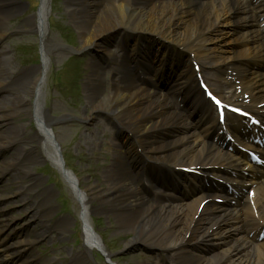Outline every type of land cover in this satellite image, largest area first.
Instances as JSON below:
<instances>
[{
    "label": "bare ground",
    "instance_id": "bare-ground-1",
    "mask_svg": "<svg viewBox=\"0 0 264 264\" xmlns=\"http://www.w3.org/2000/svg\"><path fill=\"white\" fill-rule=\"evenodd\" d=\"M174 2L168 0H67L69 16L77 29L81 40V50L97 47L101 49L106 43L102 39L109 33L119 29H129L144 35L138 36L143 43L155 47L160 54L169 47H179L184 51L196 54L203 59L204 64L213 68L216 76L224 74L226 66L235 61L241 66L248 61L257 60L264 53V47L259 50H248L230 56V46L235 42L245 41L253 33L239 34L234 31L236 26H242L248 19L234 21V13H239L242 5L239 1L227 4V1L206 3L200 7L185 0ZM24 5L20 0H0V150L15 149L20 147L21 154L15 159L16 149L11 150L10 157L4 161L0 168L2 173L14 168L24 169L39 158L51 159L60 169V152L57 135L52 128L56 121L53 118V108L45 105L46 98V72L53 64V54L63 53L64 47L50 36L47 21L50 12V0H42L38 13L27 14L20 21H13L23 13ZM21 22V23H20ZM5 24H9L5 27ZM21 24V25H20ZM249 26V25H248ZM27 33L39 39L40 65L30 68H18L13 64V58L8 53L4 40H9L12 34ZM258 37L255 38L259 42ZM167 42V43H166ZM161 43H166L161 46ZM147 45V44H146ZM229 56H226V55ZM60 55V54H58ZM156 61L159 58H155ZM206 62V63H205ZM217 67V68H216ZM206 68V69H207ZM262 68L252 74L260 78ZM105 66L98 60L91 64V73L86 79V112L93 114H108L112 121L120 123L125 129L136 135L140 140L143 137L149 145V152L156 153L172 146H181L185 150L156 158L158 161L174 162L186 156L190 164L198 162L209 154L206 147L200 142H205L193 129L187 133L181 130L175 142L156 140L155 133L173 127H184L183 118L169 111L170 98L167 95H152L136 89L135 83L129 78L128 73L122 72L123 79L120 85H109L104 78ZM240 77L248 81L251 73L243 72ZM255 80L251 79L252 86ZM122 86V88H120ZM8 104H7V102ZM17 119H29L31 125L23 127L14 125ZM182 121V122H181ZM35 122V127L32 125ZM183 125V126H182ZM10 132L8 137L4 132ZM147 138V139H146ZM42 146L45 152L42 151ZM201 147V148H200ZM13 152V155H12ZM189 153L192 154L189 155ZM119 154V153H118ZM186 159V158H185ZM13 163V164H12ZM61 171V170H60ZM28 173H18L19 179L24 180ZM29 179V175L27 180ZM71 184L76 187L79 179L67 175ZM29 182V180H28ZM36 179H31L27 188L35 185ZM96 184V185H95ZM88 185L79 195L84 213L82 219L85 224L83 257L92 255L93 251L106 253L101 238L90 228L88 222L87 202L91 199L99 204V212L111 215L116 221V226L122 234H129L131 238L126 247L142 244L149 248L173 250L180 253L182 244H189L188 234L191 224V214H194V205L182 211L178 209H162L154 212L148 201L141 196L136 188L133 177L129 174L127 163L122 155L115 157L114 163L105 169L100 184ZM98 184V185H97ZM14 188V186H11ZM19 188L17 195L23 189ZM26 188V189H27ZM17 204L22 206V211L30 219L41 217L47 219L51 212L45 210L42 200L35 206L28 198H22ZM26 205V206H24ZM39 207L40 209H38ZM44 211V215L42 212ZM187 211V212H186ZM191 216V218H190ZM44 224H47L44 222ZM69 225L66 220L57 222L54 230H65ZM50 228V227H49ZM45 233V232H43ZM193 233H196L193 231ZM45 234H40V239H45ZM194 237V235H192ZM38 238V239H39ZM197 236L195 241L199 240ZM25 242L17 244V250H24ZM2 244L0 243V246ZM1 249V248H0ZM258 257L251 260L255 264H264V246L257 249ZM4 253V252H3ZM0 250V264L8 257L2 256ZM249 254H238V249L230 248L222 254L211 258H197L188 253L180 254L186 257L187 264H250ZM110 255L108 254L107 257ZM247 257V258H246ZM246 258V259H245ZM71 264H81L78 260Z\"/></svg>",
    "mask_w": 264,
    "mask_h": 264
},
{
    "label": "rangeland",
    "instance_id": "rangeland-1",
    "mask_svg": "<svg viewBox=\"0 0 264 264\" xmlns=\"http://www.w3.org/2000/svg\"><path fill=\"white\" fill-rule=\"evenodd\" d=\"M20 1L25 6L23 9V13L17 18L13 19V21H19V20L21 21L23 17L26 16L27 14L38 13L42 0H20ZM66 1L67 0H51V6H50L51 18L49 20L50 36L54 37L56 42L62 43L64 46L67 47L69 44L73 46L75 50L80 51L81 40L79 39L78 31L74 27L72 19L69 16V6ZM8 25L9 24H5V27ZM9 37L11 38V42L9 41L10 43H7V41H5L4 43H5V47L8 49V53L13 58V64H16L18 68H30L32 66L41 64L39 57L40 43L38 38L27 33H22V34L16 33L10 35ZM58 54L57 53L53 54L52 57L54 62L51 65V67H49V71L47 73L48 74V77L46 78L47 94L51 90L50 92L51 95L46 98L48 101V102L46 101L48 104L47 107L50 109L54 107L52 113L53 116H61L68 113L73 114L75 116V120L73 122L65 123L59 126L58 127L59 131H57V128L54 129H56V135L61 146H66V147L71 146L72 148V151L71 150L68 151L71 152L68 154V158H66V156L65 158L68 160V162L71 164L72 167H78V170L76 172L79 174V177L81 179L83 178L82 183L90 186L93 183L95 184L97 181L100 182L99 174H98L100 170H97L96 164L94 162H90V157L94 156V153L88 154L87 150L92 149L93 146H95L97 150H99L100 148L103 149V146L99 147V143L102 140L104 141V138L106 136L104 135V133L109 134L110 136V132L105 125L102 127V129L96 128L95 121H93L89 126L79 124V123H83L82 118L85 113L87 114L86 116L90 115L89 111L88 112L85 111V108L88 104H86L87 92L84 91L85 76L83 77L84 74L80 69L82 67V64L79 62L76 68L75 66H73V68H70L68 65L69 64L68 55L63 56L61 53ZM53 84L54 87L52 89L51 86H53ZM58 85L61 86L60 89ZM0 104L2 103L0 102ZM30 123L31 121L29 119H25V120L17 119L15 120L14 125L20 126L23 129V127L31 125ZM32 125L35 127L34 123ZM4 133L5 136L8 137L10 132L6 131ZM92 133L94 134L92 135ZM82 145L85 146V148H83ZM10 151L11 150L5 152L3 158L4 160L7 161L9 159ZM62 152H63V148H62ZM14 153L15 156L13 155L12 152L13 155L12 159H15L17 155L21 154L20 147L16 148V152ZM64 154L66 153L64 152ZM72 157L75 158V161L72 160ZM38 161H39L37 162L38 164H35L30 168H28L29 174H34L35 177L41 178L44 181L43 184H41V187L37 186L35 187V190L39 191L43 189V186L47 189H52V188L55 189L56 192L54 191L53 194V203L54 205H56V207L54 209L53 219L58 218L59 215L63 217V215L67 214L69 211L66 203L67 200L66 197H71V199L76 201L75 196L71 191V189H69L68 185L64 182L62 176L55 168H52L51 166H47L46 168H44V161L42 159ZM42 168H44L42 171H36V169H42ZM37 172H39L40 174H38ZM1 175L2 177L4 176V174ZM49 175H51L50 178L48 177ZM53 175L56 177L53 178ZM5 180H7V182L2 184L4 186L3 193L6 195L14 194L16 190L19 189L17 188V186L19 187L20 182H16L14 184V188H11V186H6V184L10 181L15 180V177L12 178L9 175V178L6 177ZM52 181H55L56 185L52 184ZM61 186L63 187L59 189ZM29 194L31 195L33 193L30 192ZM61 197L64 198L63 205L59 203V199ZM93 204L95 207L97 208L99 207V204L97 202L94 201ZM17 215L21 216L20 214ZM98 219L101 221L100 222L101 225H99L100 223H96V220ZM96 220L94 221V225L96 226L97 224L101 227L103 226L105 229V232H103L104 233L103 238L106 244L109 245L108 249L109 250L111 249V253L113 254V256H115L113 259L117 263L148 264L147 260L141 255V251L139 248L140 244L134 245L132 247H126V243L131 238V236L129 234L120 233L117 227L115 226L113 220L111 219V217L98 215ZM108 222H110V224H107ZM79 235L80 233L77 232L75 238L78 239ZM65 237L66 238L64 239H62L63 237L60 236L57 237L61 246L60 251H62L64 256L63 258H65L67 254H69L70 247L74 245V242L71 239L70 232L66 233ZM75 250L79 251L80 248L77 247L75 248ZM97 258L99 261H101V258L99 256ZM55 264H59V263L57 262ZM101 264H104V262L101 261Z\"/></svg>",
    "mask_w": 264,
    "mask_h": 264
}]
</instances>
